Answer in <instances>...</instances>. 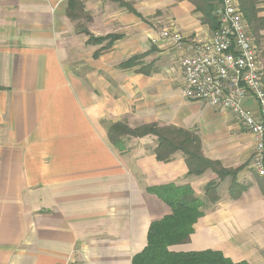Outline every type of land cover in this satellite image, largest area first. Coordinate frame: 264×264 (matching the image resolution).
<instances>
[{
	"label": "crops",
	"instance_id": "1",
	"mask_svg": "<svg viewBox=\"0 0 264 264\" xmlns=\"http://www.w3.org/2000/svg\"><path fill=\"white\" fill-rule=\"evenodd\" d=\"M119 2L0 0V264L67 257L71 264H132L150 224L171 214L149 189L189 185L204 199L213 182L217 201L189 241L169 250L264 264V177L251 167L254 139L229 112L183 98L182 53L161 36L211 37L205 4ZM81 29L119 39L101 50L104 43L86 44ZM242 104L259 118L252 97ZM114 123L190 131L204 159L235 173L188 176L180 152L156 159L152 135L125 137L119 151L107 135Z\"/></svg>",
	"mask_w": 264,
	"mask_h": 264
},
{
	"label": "trees",
	"instance_id": "2",
	"mask_svg": "<svg viewBox=\"0 0 264 264\" xmlns=\"http://www.w3.org/2000/svg\"><path fill=\"white\" fill-rule=\"evenodd\" d=\"M111 1L119 2L120 0ZM200 1L206 7L205 11H203L205 21L210 23L214 32L217 29V23L213 16L214 6L210 0ZM261 3L264 4V0H238L239 10L245 25L248 26L249 31H247L252 37L256 48H258L257 45H259L260 40L264 42V35H260V33L264 32V18H259L258 16L261 11H264V7L262 10L258 8ZM124 6L130 12L139 16L129 5L124 4ZM69 17L74 18L70 14ZM80 33L87 37L86 44L99 45L104 43L101 50L109 49L119 39L117 35L94 38L86 29H81ZM98 52L96 55H98ZM139 59L140 56L134 57L121 64V67H127ZM262 78L263 82L264 62ZM107 135L110 144L119 151L124 149L123 139L125 137L141 138L147 135L156 137L157 146L154 150L156 159L167 162L174 153L180 152L185 159L188 176H200L206 170H211L221 179L223 176L235 173L223 170L219 163L204 159L201 154L199 138L190 131L170 126L158 127L156 124L130 129L122 123H114L108 126ZM216 190V183L208 184L204 188V199H199L194 196L189 185H166L149 189L150 192H153L170 207L171 214L150 224L146 247L132 258V264H247L246 262L232 263L220 252L211 250L185 253L169 250L172 246L185 244L189 241L193 233V225L197 219L202 217L204 212L209 209L208 204H214L217 201ZM231 196L234 199L236 198V196Z\"/></svg>",
	"mask_w": 264,
	"mask_h": 264
},
{
	"label": "built area",
	"instance_id": "3",
	"mask_svg": "<svg viewBox=\"0 0 264 264\" xmlns=\"http://www.w3.org/2000/svg\"><path fill=\"white\" fill-rule=\"evenodd\" d=\"M217 29L204 41L190 40L176 32L162 31L182 53L183 98L229 112L252 135L255 147L251 167L264 177V85L257 48L247 31L238 0H210ZM252 97L259 118L243 108ZM62 264H71V258Z\"/></svg>",
	"mask_w": 264,
	"mask_h": 264
},
{
	"label": "rangeland",
	"instance_id": "4",
	"mask_svg": "<svg viewBox=\"0 0 264 264\" xmlns=\"http://www.w3.org/2000/svg\"><path fill=\"white\" fill-rule=\"evenodd\" d=\"M264 7V4H259V7L258 8H260L261 10H262V8ZM258 16H259V18H264V11H261L259 14H258ZM247 27V30L249 31V29H248V26H246ZM260 35L261 36H263L264 35V32H262V33H260ZM210 38V37H209ZM255 38V40H257L256 39V37H254ZM208 39V38H207ZM207 39H204V40H207ZM204 40H199V41H204ZM257 60H258V63H259V65H260V67L262 68V66H263V62H264V58H263V56H264V42L263 41H259V45H257ZM178 66H179V69H181V72H182V68H181V66H180V61H179V63H178ZM182 94V93H181ZM183 96V95H182ZM186 100V99H185ZM192 102H197V101H192ZM198 103H202V102H198ZM204 104V103H203Z\"/></svg>",
	"mask_w": 264,
	"mask_h": 264
}]
</instances>
